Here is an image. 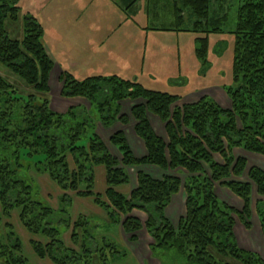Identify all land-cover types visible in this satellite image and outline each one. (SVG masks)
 <instances>
[{"label":"trees","instance_id":"trees-1","mask_svg":"<svg viewBox=\"0 0 264 264\" xmlns=\"http://www.w3.org/2000/svg\"><path fill=\"white\" fill-rule=\"evenodd\" d=\"M17 1L0 0V264H31L11 221L14 213L24 230L45 239L44 243L31 239L29 244L38 258L53 264H91V256H97L99 264H111L106 254L125 255L112 242L92 249L90 241L96 244L92 221L84 215L71 221L70 193L92 197L109 222L121 223L132 241L144 227L153 240L150 250L162 264H171L170 260L174 264H264L260 254L240 247L234 234L236 217L246 229L251 228L254 193L260 196L254 207L264 233V169L256 165L247 169L248 159L233 155L235 148H243L264 156V0H239L236 9L231 32L232 76L237 86L224 87L230 107L208 95L179 104L181 96L150 90L136 81L116 75L80 80L63 69L60 95L88 102L86 108L74 105L64 112L50 105L49 82L55 64L45 48L42 26L29 14L20 16ZM156 1L169 4L174 15L173 21H162L156 29L196 33V53L204 57L208 34L221 30L214 25L215 19L225 16L212 15L211 0ZM8 23L21 24L20 37L9 35ZM7 72L20 79L27 91ZM125 99L130 101L133 129L146 154L135 156L120 129L109 137L121 154L118 160L96 129L98 123L104 127L128 124V112L120 104ZM150 115L164 123L166 138L152 126ZM142 164L166 174L154 178L138 171L137 187L129 197L118 192L116 186L129 181L126 167ZM98 165L106 169L103 195L94 190ZM30 170L45 174L62 191L56 207L38 197ZM170 170L184 172L185 180L168 174ZM245 172L248 180H238ZM216 184L237 196L242 207L220 200ZM180 187L186 197L185 213L174 226L165 209ZM134 209L146 214L144 224L130 215ZM69 229L78 250L63 240Z\"/></svg>","mask_w":264,"mask_h":264},{"label":"rangeland","instance_id":"rangeland-1","mask_svg":"<svg viewBox=\"0 0 264 264\" xmlns=\"http://www.w3.org/2000/svg\"><path fill=\"white\" fill-rule=\"evenodd\" d=\"M238 4L239 0H211L212 15L225 17L223 19L220 18V20L219 18L215 19L216 23L214 25L220 27L221 30L208 34L207 51L205 56L201 57L196 53V48L198 47V43L195 40L196 33L156 29L157 26L161 25L162 21H165L166 24L173 21L174 17L169 4L167 5L164 3L163 5L162 2L156 0H136L135 2L134 0L17 1V5L21 9L20 16L24 13L29 14L35 17L42 26V39L45 48L51 59L55 62V69L49 82L50 105L58 112H64L68 107L74 105H79L84 108L88 107V102L82 98H64L60 95L62 82L59 80V75L61 70L57 67H61V65L63 67H65V65L68 66L69 68L66 69L72 73L75 78L80 80L88 76L101 75L109 77L116 75L123 80L136 81L150 90H158L181 96L182 99L178 102L179 104L195 101L203 95H208L221 106L230 107L231 101L224 87L237 86L232 76L234 35L231 31L234 27ZM148 11L149 15L147 14ZM151 13L154 15L153 17H151ZM183 14L185 18H188V12L186 10L183 11ZM20 23L19 25H21ZM212 23L213 20L210 21V28L213 27ZM19 25L7 24L11 37H20L21 27ZM61 69L63 68L61 67ZM6 76L12 77L13 81L19 85L21 89L27 91L20 79L13 77L14 75L8 72ZM123 101L130 104L129 99L122 100L121 103H123ZM129 112L130 110L128 108V116L132 119ZM93 113L96 118H98V114H96L95 111H93ZM159 123L164 138H166L167 133L164 123L160 120ZM114 124H116L115 127H120L119 129L131 126L130 122L124 125L120 122H115ZM113 125H111L112 128ZM112 154L120 160L121 154L115 152L113 148ZM233 155L235 157L238 155L246 156L249 159L247 169L252 163H259L260 166H264V156L249 153L243 148H235ZM214 157L219 162L223 161L222 157L218 155ZM69 163L72 167L73 160L70 157ZM143 165L150 164L130 166L126 167V169L128 173H131V176H134L135 173L137 175L138 171H142L141 167ZM99 166L103 165H98L96 167ZM104 170L103 181L106 183L105 167ZM163 173L165 172L163 171ZM246 173L247 172L238 178V180H248ZM168 174L177 175L182 181L185 180L184 172L170 170ZM30 176L38 190V197L56 207L59 190L56 188L55 184L45 174H37L34 170H30ZM128 184L129 181L125 184L116 186L115 189L117 190L118 187L126 185L122 188L123 190L118 189L117 191L129 197L131 191L137 186L134 188L131 186L130 188ZM98 185L100 188L95 189L94 182V190L103 195L106 188H102V184ZM215 188H217V190L223 189L219 184H216ZM180 190L182 193L184 188L180 187ZM227 192L231 193L228 195H230L232 201H235V197L237 196L230 190H227ZM70 194L74 195L73 193ZM85 198L92 199V197H84L83 199ZM176 199H178V197ZM258 199H260V196L254 193L252 196L253 212L252 217H250V221L253 223L251 224V229L253 228L254 230L245 232L244 224L240 222L237 217L236 224L241 228L242 232H244V235L241 237V243L247 245L252 243L253 248L259 250L258 254H263L262 256L264 257V249L262 250V246L264 248L263 240L261 237L255 235L256 230L260 227L264 236L260 218H258L255 213L254 207ZM261 199L264 202V198ZM220 200L223 201L222 198ZM79 204L80 203H76L74 206L75 209L71 216V221H74L80 215H84L83 212L85 211V214H87L93 222L94 229L103 226L99 214H97L98 212L101 213L104 211L101 207L94 203V205L99 207L94 211V208L88 202L83 201L81 206ZM232 206L236 205L233 204ZM76 212L81 213H78L76 217ZM184 213L182 206L181 214L184 215ZM130 215L133 216L132 214ZM106 217L108 219L107 214ZM121 217V219L124 218L123 215H121ZM11 221L15 225L16 232L23 241V253L26 259H28L31 264H53L47 258H38L29 244L31 239L39 240L42 243H44L45 239L39 236H32L24 230L17 219L16 213L13 214ZM127 235H130L126 236L128 241L134 242L137 240V235L136 240L133 241L130 239L131 234ZM62 237L67 246L78 250V245L72 242L71 229L65 231ZM96 237V244L94 241H90L92 249L94 247L95 249L96 247H103L104 245V242L98 240L99 236L96 235ZM77 242H79V239H77ZM112 243H114V241H112ZM114 244L118 247L117 249L124 250L125 255L127 254L123 247L124 244H121L122 248L118 244ZM140 248L142 249L141 246ZM113 250L116 251L115 249ZM91 257H93L91 264H99L97 256ZM150 257H155L151 250ZM106 258L110 260L111 264H113V261L114 264H131L129 260L125 261L120 256H115V258H113V256L110 255L107 257L106 254ZM158 260L161 263L159 257ZM167 263L174 264L171 260Z\"/></svg>","mask_w":264,"mask_h":264},{"label":"crops","instance_id":"crops-1","mask_svg":"<svg viewBox=\"0 0 264 264\" xmlns=\"http://www.w3.org/2000/svg\"><path fill=\"white\" fill-rule=\"evenodd\" d=\"M54 64H55V62H54ZM61 67L63 69L69 68L66 65H65V67H63L61 65ZM61 67H57V68L59 70H63V69H61ZM54 69H55V66L53 67L51 75L53 74ZM50 79H51V77H50ZM121 104H122L121 105L122 111L127 113L128 108L130 110V104H127L125 101H123V103H121ZM149 119L151 121L152 126L156 129V131L162 137H164V134L161 131L162 129H160L161 126L159 123V119L155 116H152V115L149 116ZM129 122H130L131 126H127L126 128H121V129L124 130L126 139L128 141V144L130 145L134 155L137 157L138 156L142 157V155L143 156L145 155V151H146L144 143L135 134L134 129H133V121H131V119H130ZM116 124H114L113 128H112L111 126L110 127H104L100 123H98L97 129H96L98 134L102 138V140L106 143V146L111 151V153H112V148L115 150V152H118L116 147H114L109 141L110 135L114 131L120 130L119 129L120 127H117V126L115 127ZM244 157H246V156H244ZM252 165H256V166H259V167L264 169V166H260L259 163H252ZM141 168H142L141 169L142 171H144L145 173L149 174L150 176H152L154 178H162L163 175L165 174V173H163V171L161 169H159L158 167L153 166V165H143ZM104 173H105V170H104L103 166H99V167L95 168V189L100 188V187H98L99 186L98 184H102L101 185L102 188H106V183L103 181ZM128 175H129L128 186L130 188H131V186L134 188L135 186H137V175H136V173L134 176L133 175L131 176V173H128ZM124 186H126V185L118 187V189L123 190L122 188H124ZM56 188L59 190V195L57 198V205H58V199H59V196L62 194V191L57 186H56ZM222 188H223L222 190H217V188H215V193H216L217 197L218 198L221 197L227 203L232 204V205L234 204V205H236L235 206L236 208L240 209L242 207L241 200L238 197H235L236 198L235 201H232V198L230 197V195H228L230 193V192H227L228 189L224 188L223 186H222ZM181 190L171 197V200L165 209L166 216L168 217V219L171 221V223L174 226H176V224L178 223L179 218L181 216H183L181 214L182 206H183V209L185 212V198L186 197H185V192L183 191L184 193L183 192L181 193ZM179 196H180V198H179ZM177 197H178V199H176ZM83 198L84 197H77V196L73 195V202H72V206L70 209L71 216L73 215V212L75 209L74 206L76 203H80L79 205L81 206L83 201L88 202L94 208V211L99 208L96 205H94V203L92 202V199L90 200L89 198H85V199H83ZM78 213H81V212H76L75 213L76 217L78 216ZM83 213L85 216H87V214H85L86 213L85 211ZM95 213H97V212H95ZM97 214H99V217H100V220H101L103 226L100 228L94 229V224H93V222H91V224L93 226V231H92L93 235L95 236L96 239H97L96 235H98L99 236L98 240L102 241V242L114 241V243L118 244L120 247L122 246L121 244H124L123 247L125 248L127 254L125 256H120L123 258V260H125V261L129 260V262H131V264H162V263H160L158 258L150 257L149 245L152 243V238L148 235L145 228H142L141 230H139L138 232L135 233L138 236L136 241L130 242V241H128V239H126V236H130V235H127L124 233L120 224H114L112 222H109L104 211H102L101 213L98 212ZM131 214L133 216L137 217L144 224V221L146 219V214L144 212L137 210V209H134V210H132ZM87 217H89V216H87ZM96 225H98V224H96ZM253 230H254L253 228L252 229L250 228L247 230L245 228V232L246 231L251 232ZM234 234H235L236 240L238 242V245L240 247L259 253V250H256L255 248H253L252 243H249L248 245L241 243L242 242L241 237L244 235V232H242L241 228L237 226L236 222L234 224ZM259 234H260V236H259ZM255 235L257 237H261L263 240V244H264V236L261 232L260 227L258 228V230H256ZM124 241H125V243H124ZM139 245L142 247V249L140 248ZM263 249L264 248L262 246V250ZM113 264H114V261H113Z\"/></svg>","mask_w":264,"mask_h":264}]
</instances>
